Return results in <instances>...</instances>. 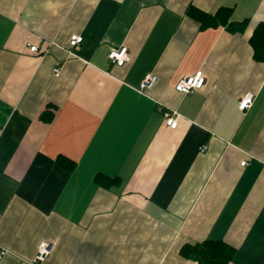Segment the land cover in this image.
Returning a JSON list of instances; mask_svg holds the SVG:
<instances>
[{"label": "crops", "instance_id": "0c3cea01", "mask_svg": "<svg viewBox=\"0 0 264 264\" xmlns=\"http://www.w3.org/2000/svg\"><path fill=\"white\" fill-rule=\"evenodd\" d=\"M192 6L246 25L201 28ZM261 22L264 0H0V264L42 241V264H201L181 249L207 239L264 264ZM199 69L202 88H176Z\"/></svg>", "mask_w": 264, "mask_h": 264}, {"label": "trees", "instance_id": "16d2710c", "mask_svg": "<svg viewBox=\"0 0 264 264\" xmlns=\"http://www.w3.org/2000/svg\"><path fill=\"white\" fill-rule=\"evenodd\" d=\"M190 13L201 22V28L210 26H227L231 30H242L246 21H234L231 19L232 9L221 7L216 13H206L195 7H190ZM254 49V56L257 59L264 58V22L259 23L250 38ZM64 161L67 159L62 158ZM99 178V177H98ZM182 253L201 264H228L234 255L235 248L222 239H207L197 243H187L182 249Z\"/></svg>", "mask_w": 264, "mask_h": 264}, {"label": "built area", "instance_id": "2783aa9c", "mask_svg": "<svg viewBox=\"0 0 264 264\" xmlns=\"http://www.w3.org/2000/svg\"><path fill=\"white\" fill-rule=\"evenodd\" d=\"M83 41V36L74 34L71 36L70 44L71 46H77ZM51 43L54 41L51 40ZM30 48L32 51H39L38 45H30ZM108 57L111 62L117 64V65H124L126 62L130 61L131 55L129 52V48L126 45H121L119 47H115L110 49L108 52ZM58 70V69H57ZM58 72V71H57ZM157 80V75L154 73L147 74L141 84H140V90H144L147 88H150L153 86L155 81ZM206 81L205 75L201 69L196 71L194 74L186 75L180 81L177 83L176 88L183 92V93H192L196 91L199 88H202L204 83ZM254 93H247L244 95L239 102V108L243 111H245L247 108H249L254 100ZM160 110H162L166 123L172 127L175 128L178 125L177 118L172 115L167 109H164L163 107H160ZM207 149V145H202L201 150L205 151ZM242 165H247L248 160L245 159L241 162ZM53 249V243L51 241H42L39 246L37 253L32 258V260L29 261L30 264H42L47 257L50 256ZM8 249H0V259L6 254Z\"/></svg>", "mask_w": 264, "mask_h": 264}]
</instances>
